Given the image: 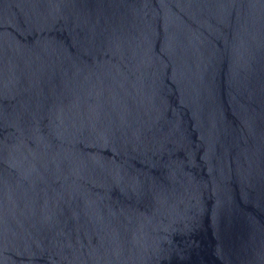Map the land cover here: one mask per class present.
Segmentation results:
<instances>
[{
  "label": "water",
  "instance_id": "95a60500",
  "mask_svg": "<svg viewBox=\"0 0 264 264\" xmlns=\"http://www.w3.org/2000/svg\"><path fill=\"white\" fill-rule=\"evenodd\" d=\"M0 264H264V0H0Z\"/></svg>",
  "mask_w": 264,
  "mask_h": 264
}]
</instances>
